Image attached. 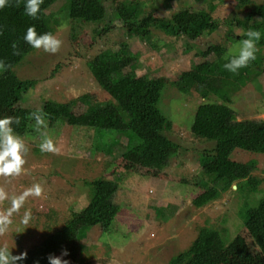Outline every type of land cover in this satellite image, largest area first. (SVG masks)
<instances>
[{
	"label": "rangeland",
	"instance_id": "1",
	"mask_svg": "<svg viewBox=\"0 0 264 264\" xmlns=\"http://www.w3.org/2000/svg\"><path fill=\"white\" fill-rule=\"evenodd\" d=\"M102 1L106 15L98 23L82 22L79 15L63 19L59 15L62 2L52 6L48 12L55 14L59 24L52 25L51 33L62 42L59 50L53 54L36 49L14 68L21 81L33 84L27 89L17 84L13 96L20 107L29 109L24 118L34 124L30 126L37 133L33 137L21 136L13 130L27 148L26 162L19 176H0V187L9 197L0 201V213L11 207L13 197L35 184L42 186L43 193L40 197L29 196L20 211L13 214V224L0 234V246L13 248V255L33 253L48 237L62 229L72 212H79L89 202L93 203L98 194L102 196L115 189L113 201L120 208L111 229L103 233L96 224L86 231V238L81 242L64 240L54 256H60L66 249L70 255L64 259L70 264H168L171 258L189 250L202 228H212L226 245L237 238V247L247 244L252 259L245 255L247 259L239 260L240 264H264L239 216L247 206H255L264 196V154L234 150L230 157L240 163L255 162L251 173L258 182L255 193H241L232 186L211 203L196 208L193 205L195 198L211 186L210 177L202 174L201 153L211 149L214 143L197 140L190 132L195 111L205 104H227L236 121H264V58L259 70L242 69L230 85L226 82L227 88L225 84L221 89L215 86L218 90L211 92L213 94L196 85L186 87L188 92L183 94L172 86L183 71L193 69L197 72L205 65L218 68L215 64L223 59L230 47V40L225 44L227 33L230 32L232 37L242 33L238 27L230 30L225 21L238 16L245 20L251 9H238L235 0H209L207 2L213 6L212 19L218 24L215 32H204L193 40L187 37L164 40V36L152 29L155 34V47H152L151 40L132 36L119 20L108 22L112 2ZM129 1L140 3L145 13L157 12L158 17L168 18L176 11L173 4L171 9H161L160 0ZM262 1L253 0L255 4ZM187 8L190 11L208 9L206 3L198 0H192ZM166 42L169 50L164 48ZM216 44L223 46L209 52L207 47ZM123 45L133 57L136 56L135 69L127 68L124 73L130 71L137 77L157 78L166 83L160 107L172 122L169 138L181 149L176 158L156 163L157 168L133 160L131 156H122L127 143L125 137L117 139L114 132L106 131L96 134L101 145V150L97 151L100 146L95 142L92 128L67 124L70 114L80 115L86 108L69 102L83 95L97 102H109L110 97L97 86L87 63L104 51L121 54ZM234 49L229 48L230 51ZM259 49L264 51V46ZM230 79L235 78L231 76ZM232 85H238V88L230 95L229 102L217 97ZM39 112L46 114V119L55 118L56 122L52 125L45 119L46 127L38 129L33 113ZM6 117L10 116L0 108V119ZM121 117L126 121L124 124L144 141L153 137L150 132L132 124L130 117ZM45 136L52 139L55 152L41 151L40 144ZM114 138L118 141L116 146L113 145ZM100 201V204L104 203L102 197ZM25 210H30L33 215L27 226L20 222ZM221 257L226 256L221 254Z\"/></svg>",
	"mask_w": 264,
	"mask_h": 264
},
{
	"label": "trees",
	"instance_id": "2",
	"mask_svg": "<svg viewBox=\"0 0 264 264\" xmlns=\"http://www.w3.org/2000/svg\"><path fill=\"white\" fill-rule=\"evenodd\" d=\"M191 1L160 0L161 9H171L172 4L176 9L170 17L165 18L155 15L157 13L155 11L145 13L140 3L111 0L112 10L108 22L114 19L119 20L132 36L136 35L140 40H151L152 47H155L153 41L155 34L152 29L156 30V34L164 36V40L170 37H187L193 40L204 32L208 34L215 32L218 24L212 19L210 11L213 6L207 2L209 0H198L206 3L208 8L200 11L188 10L187 6ZM235 1L238 9H251V11L245 20L238 16L226 20L225 23L230 30L234 27L241 28L242 33L235 34L233 37L230 32L227 33L225 44L230 40V47L225 51L223 59L220 58L215 64L218 68L205 65L197 72L193 69L183 71L179 76L180 79L172 84L180 93L187 94L186 87L195 85L204 87L211 93L218 90L214 88L215 86L221 89V86L225 84L226 87L227 81L230 85L240 76L238 73L242 69L259 70L258 67L264 58L260 56L264 51L259 49L264 46V1L259 4H255L253 0ZM25 2L26 0H8L7 6L0 9V60L7 65L6 70L0 71V108L10 117L19 119V124H13L15 132L21 136H34L37 130L32 129L33 126L30 125L33 123L26 122L24 118L30 112L26 111L29 109L20 107L18 99L13 96L17 84L25 88L33 85L30 81L28 83L21 81L14 71L15 67L36 50L23 39L27 29L35 26L38 34L51 33L52 25L59 24V20L55 18L54 13L48 11L58 2H62L59 12L61 18L71 19L79 15V19L85 23L101 22L105 18L106 9L102 0H43L38 19H32L25 15ZM249 30L258 31L261 35V39L257 42L259 51L256 53V59L237 73H231L224 68L231 58L230 53L233 52L229 48H236L246 39L245 33ZM13 44L17 46L16 50L19 53L17 55L13 54ZM217 46L222 47L223 44L210 45L207 49L211 52ZM164 48L169 50L168 42L164 44ZM123 49L124 52L121 54L104 51L87 63L97 86L110 97L109 102H97L91 100L88 95L69 102L68 104L78 103L86 108L80 115L70 114L67 124L73 127L92 128L95 133V142H98L97 145L100 146L96 148L97 151L101 150V145L96 134L106 131L114 132L117 139L125 137L127 143L122 156H131L133 160L151 164L155 168L158 162L176 158L181 149L169 138L172 122L164 116L160 107L161 93L166 83L157 78L137 77L135 73H129L130 71L124 73L123 71L127 68L135 69L136 56L133 57L124 45ZM198 57L202 56L198 55ZM133 64L134 67H132ZM231 76L235 79H230ZM232 86L216 96L224 102H229L230 95L238 88V85ZM197 90L201 89L197 88ZM121 116L130 117L132 124L150 132L153 137L144 141L124 124L126 121ZM46 120L52 125L56 122L55 118L51 119V116ZM190 132L197 140L214 143L211 149L201 153L200 160L202 174L210 177L211 186H207L205 193L195 198L194 207L201 208L211 203L232 186L241 193L256 192L258 182L251 177L255 162L240 163L232 161L230 157L234 150L257 155L264 154V121H236L233 110L227 104H205L195 111ZM117 144L118 141L114 138L113 145ZM159 169L162 170L163 167ZM203 183L206 184V182ZM114 190H108L102 196L98 194L96 202H89L81 211L72 212L70 219L60 231L48 237L33 253H27L24 264H48V257L54 256L64 240L81 242L86 238V231L96 224L100 225L103 233L108 232L120 208L113 201ZM101 197L104 199L103 204H100ZM239 216L246 235L258 249V255L264 260V196L255 206H247ZM237 239L226 245L215 230L202 228L189 250L174 256L168 264H233V262L240 264L239 260L247 259L245 255L250 260L251 254L247 244L237 247L239 245ZM240 240L242 243L243 238ZM221 254L226 257H221Z\"/></svg>",
	"mask_w": 264,
	"mask_h": 264
},
{
	"label": "clouds",
	"instance_id": "3",
	"mask_svg": "<svg viewBox=\"0 0 264 264\" xmlns=\"http://www.w3.org/2000/svg\"><path fill=\"white\" fill-rule=\"evenodd\" d=\"M43 0H26L24 4L25 15L32 19H38V12ZM8 4V0H0V9ZM246 39L230 53V60L224 65V68L231 72L237 73L241 68L248 66L249 62L256 59V53L259 51L257 42L261 39L258 31L249 30L245 33ZM24 41L34 49H43L48 53H56L60 46L61 40L57 39L52 33L38 34L35 26L27 29ZM13 54H19L16 50V44L12 45ZM7 65L0 60V71L6 70ZM45 115L43 112L33 113V119L36 121L37 128L46 127ZM13 124H19L18 118L6 117L0 119V176H19L25 164L24 156L27 148L21 138L13 131ZM41 151L55 152L53 141L50 137L45 136L40 144ZM43 188L40 184H35L24 191L21 195L11 199V207L3 213H0V234L8 231L13 224V214L18 213L24 206L25 200L29 197H40ZM8 193L3 187H0V201L8 200ZM33 215L30 210H25L21 218V223L25 226L32 221ZM27 228V227H26ZM15 247V245H14ZM13 249V248H12ZM12 249L7 245L0 246V264H24L27 258V252H21L19 255H13ZM70 253L65 249L60 256H49L48 264H70V261L64 259Z\"/></svg>",
	"mask_w": 264,
	"mask_h": 264
},
{
	"label": "water",
	"instance_id": "4",
	"mask_svg": "<svg viewBox=\"0 0 264 264\" xmlns=\"http://www.w3.org/2000/svg\"><path fill=\"white\" fill-rule=\"evenodd\" d=\"M234 187V186H233Z\"/></svg>",
	"mask_w": 264,
	"mask_h": 264
}]
</instances>
